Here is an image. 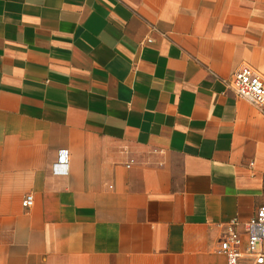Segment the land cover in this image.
Segmentation results:
<instances>
[{"label":"crops","instance_id":"1","mask_svg":"<svg viewBox=\"0 0 264 264\" xmlns=\"http://www.w3.org/2000/svg\"><path fill=\"white\" fill-rule=\"evenodd\" d=\"M241 65L264 0H0V264H226L264 205Z\"/></svg>","mask_w":264,"mask_h":264},{"label":"built area","instance_id":"2","mask_svg":"<svg viewBox=\"0 0 264 264\" xmlns=\"http://www.w3.org/2000/svg\"><path fill=\"white\" fill-rule=\"evenodd\" d=\"M231 88L241 99L253 106L264 105V77L248 65H241L233 74ZM68 170V151L60 149L53 173L65 174ZM23 208L33 205V195L26 194L21 201ZM240 225L241 229H237ZM216 254L226 264H264V205L244 223L233 219L226 224L219 240Z\"/></svg>","mask_w":264,"mask_h":264}]
</instances>
